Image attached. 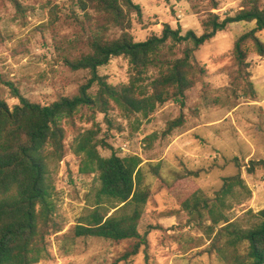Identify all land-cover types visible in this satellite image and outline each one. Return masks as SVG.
Returning <instances> with one entry per match:
<instances>
[{
  "label": "rangeland",
  "instance_id": "obj_1",
  "mask_svg": "<svg viewBox=\"0 0 264 264\" xmlns=\"http://www.w3.org/2000/svg\"><path fill=\"white\" fill-rule=\"evenodd\" d=\"M18 1L23 7L20 11L11 0H0V101L10 107L19 104L11 85L41 105L75 95L91 73L74 71L66 62L82 52L67 42L82 35L81 27L68 16L70 3ZM133 1L142 7V17L135 16L131 31L137 42L161 35L166 23L180 27L184 35L188 31L199 36L204 33L207 2ZM218 1L217 13L223 19L240 10L244 0ZM261 2L264 8V0ZM56 6L61 14L52 22ZM255 26V22L232 24L200 47L195 58L206 72L187 93L185 107L170 101L148 119L141 115L125 118L117 109L105 115L84 108L73 120L63 121L67 154L53 176L56 215L63 230L49 238L50 258L38 264H226L209 249L211 222L194 221L182 203L196 191L214 197L225 177L241 173L253 196L244 207H237L235 215H242L245 208L254 212L264 209V166L254 174L247 171L251 160H264V58L252 41L246 44L248 62L254 66L251 75L237 81L233 54L235 41ZM257 35L264 41V31ZM98 72L114 86L130 80L129 61L123 56L112 58ZM149 75L155 77L156 70ZM98 89L95 84L90 93L96 95ZM181 113L184 126L166 133L168 123ZM91 127H100L99 139L119 155L143 159L144 183L152 194L139 232L147 243L141 242L139 253L128 258L127 252L142 239L114 241L75 237L73 233L94 201L98 180L95 174L81 172V159L70 146L77 130ZM100 152L109 157L113 150L101 146ZM110 208L105 205L104 212Z\"/></svg>",
  "mask_w": 264,
  "mask_h": 264
},
{
  "label": "trees",
  "instance_id": "obj_2",
  "mask_svg": "<svg viewBox=\"0 0 264 264\" xmlns=\"http://www.w3.org/2000/svg\"><path fill=\"white\" fill-rule=\"evenodd\" d=\"M11 1L19 11L23 9L18 0ZM191 1L207 2L209 6L202 35L194 31L184 35L180 27L175 29L166 23L161 35L137 42L131 31L135 16L142 17L140 4L133 0H68V16L81 27L82 35L67 42L82 52L66 62L74 71L89 70L91 77L75 95L49 105L32 102L14 85L10 89L19 104L10 107L5 100L0 101V264H38L49 259V238L63 230L56 215L53 176L67 154L64 120H73L84 108L105 115L117 109L125 118L141 115L148 119L170 101L185 107L187 93L206 72L195 53L235 23L256 24L234 43L236 80L251 75L254 66L248 62L246 44L252 41L264 58V41L257 35L264 31L261 0H244L240 10L223 19L217 13L218 0ZM58 10V6L53 7L52 22L58 21ZM121 56L129 61L130 80L114 86L98 69ZM152 70L157 75L150 78ZM95 84L99 89L92 95ZM184 124L181 113L168 123L166 133ZM101 131L100 127L79 129L70 146L81 159V172L95 174L98 180L94 201L73 233L75 237L114 241L142 239L127 252L128 258L147 243L139 224L152 192L144 183L143 159L119 155L99 139ZM101 146L112 149V154L103 156ZM262 166L264 160H251L247 171L254 174ZM252 196L250 186L238 173L225 177L214 197L196 191L182 203V209L194 221L211 222L209 249L226 264H264V209L254 212L245 208L242 215H235L237 207H244ZM105 205L113 212H104Z\"/></svg>",
  "mask_w": 264,
  "mask_h": 264
},
{
  "label": "crops",
  "instance_id": "obj_3",
  "mask_svg": "<svg viewBox=\"0 0 264 264\" xmlns=\"http://www.w3.org/2000/svg\"><path fill=\"white\" fill-rule=\"evenodd\" d=\"M262 103V102H261Z\"/></svg>",
  "mask_w": 264,
  "mask_h": 264
}]
</instances>
